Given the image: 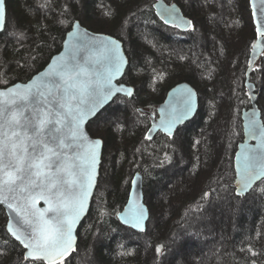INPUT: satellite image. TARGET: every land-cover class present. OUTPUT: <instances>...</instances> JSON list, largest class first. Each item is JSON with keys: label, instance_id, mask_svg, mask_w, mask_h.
<instances>
[{"label": "trees", "instance_id": "1", "mask_svg": "<svg viewBox=\"0 0 264 264\" xmlns=\"http://www.w3.org/2000/svg\"><path fill=\"white\" fill-rule=\"evenodd\" d=\"M167 1L179 3L195 21L185 36L168 33L174 27L158 18L155 0H7V27L0 33V86L27 81L43 69L62 49L74 21L80 20L94 31L123 39L130 58L124 78L137 88L132 105L118 97L89 124L90 133L105 141L100 179L108 177L110 183L102 190L98 186L79 230L78 250L61 264H264V182L247 196H238L235 187L241 113L251 106L245 85L256 39L250 0H198L191 5L188 0ZM199 36L207 42L203 49ZM259 70L253 71L252 80L264 117V72ZM182 81L198 90L200 110L179 129L189 157L188 178L169 186L168 215L173 219L199 213L209 201L221 198L230 208L226 219L223 212L214 217L215 237L186 239L180 255L167 261L165 229L143 240L147 233L143 237L123 226L118 213L137 171L143 172L151 200L153 191L165 194L166 166L173 161L177 137L159 133L149 140L151 117L141 108L156 113L167 91ZM236 83L241 100L231 111L230 129V122L218 117L217 106L232 95L228 91ZM223 124H229L228 130ZM7 221L0 206V264H42L25 259V249L8 232Z\"/></svg>", "mask_w": 264, "mask_h": 264}, {"label": "snow or ice", "instance_id": "2", "mask_svg": "<svg viewBox=\"0 0 264 264\" xmlns=\"http://www.w3.org/2000/svg\"><path fill=\"white\" fill-rule=\"evenodd\" d=\"M5 19L4 0H0V28L4 27ZM165 23L169 21L166 19ZM112 43L114 46L108 48L93 45L89 39L85 48L74 47L70 56L59 58L55 67L39 83L23 91L10 89L9 99L0 104V171H4L6 176L3 184L14 192L13 186L19 181V190L28 193L27 207L31 208L21 216L22 223L31 229V235L17 234V231L11 233L24 248L30 249L26 260L43 264L71 247L72 225L84 212L97 161L96 149L101 143L100 140L89 141L81 125L87 116L95 115L99 106L120 91L113 88L112 80L120 72L123 57L119 45L115 41ZM88 46L103 48L102 55L108 61L104 73L91 74L80 64V54L87 51ZM90 61L91 56L85 57V63ZM125 92L129 97L133 95L132 88H127ZM194 96L191 92L181 94L178 106L173 107L168 119L161 122L169 136L174 132L179 136L176 125L194 112ZM17 99L21 103L13 110L8 105H16ZM26 112L30 115H25ZM73 149L83 151H77L74 158L67 157L66 150ZM37 152L39 154L34 155ZM69 159L80 163H67ZM261 159H264V154L258 155L256 150H252V155L243 154L238 196L255 191L256 182H264V164H256ZM53 165L56 167L54 173L51 172ZM74 168L77 171H73ZM40 200L49 207L36 208ZM8 206L11 208L12 204ZM49 212L55 214L51 220L46 218ZM134 215L137 220L134 227H141L139 221L143 219V210L137 209ZM160 251L158 247L157 253Z\"/></svg>", "mask_w": 264, "mask_h": 264}, {"label": "water", "instance_id": "3", "mask_svg": "<svg viewBox=\"0 0 264 264\" xmlns=\"http://www.w3.org/2000/svg\"><path fill=\"white\" fill-rule=\"evenodd\" d=\"M4 7L6 12V19L5 25L3 28H0V33L4 32L7 27L8 21V11H7V0H4ZM154 8L158 18L167 26L177 28L182 33H188L192 31L195 27V21L184 13L182 7L177 2H168L167 0H155ZM250 8L252 11V18H253V25L256 32V39L253 43L250 56H249V64L246 71V79L245 85L248 90V94L251 100V106L249 108H244L242 110V125H243V139L238 144V148L234 158V168H235V187L236 193L239 191V185L241 181V171L243 168V154L248 153L252 155V150H256L257 154H264V117L263 111L258 103V92H257V85L252 80V73L264 55V0H250ZM168 20L169 23H165V20ZM189 21L191 22L189 24ZM86 34V37H85ZM82 37H85L83 40ZM92 41L93 45H103L104 47H113V41L119 45L120 54L123 57V64L121 65L120 72L114 75L112 80V86L114 89L119 88L120 91L114 94L108 101L104 102L101 106L97 108L95 115H89L86 117L84 123L81 125V130L85 136L88 137L89 141L100 140L101 143L96 149L97 151V161L95 164V171L92 176L91 180V187L88 188V199L84 205V212L81 214L79 220L76 221L75 224L72 225V232H71V247L63 253L62 255H55L49 261H44L45 264H61L68 260L77 250L79 245V230L86 220L87 216L89 215L90 209L92 207L93 199L95 197L96 191L99 186V180L101 175V167L103 163V154H104V146L105 141L102 137L93 136L89 131V124L92 120H94L106 107L112 104L116 98L123 96L132 99L137 91L135 85L127 83L123 81L125 74L128 70L130 65V58L128 53L125 49L124 41L110 33L105 32H98L94 31L87 26H85L80 20H75L72 24L71 28L66 33L65 39L63 41L62 49L54 54L48 64L41 69L39 72L35 73L30 79L27 81H17L13 84L8 86H0V93H3L0 96V104L7 101L9 99L8 92L9 90H17L23 91L25 88L29 87L30 85L39 83L41 78L44 75L51 71L52 68L55 67L57 61L61 57H69L71 52L73 51L74 47L85 48L88 44V40ZM103 48L101 47H92L88 46V50L82 52L79 57V62L84 67H86L91 74L95 73H104L105 69L108 67V61L102 55ZM91 56L92 61L85 63V57ZM95 79V76H92ZM59 79V78H57ZM19 86V88H17ZM127 88L133 89V95L131 97L126 95L125 90ZM194 93V100H195V110L194 112L188 117V119L184 120L182 123L176 125V129H180L183 125H186L190 121H192L198 114L200 110V95L196 87L188 82L182 81L174 86H172L167 94L166 98L160 105L157 107V113H153L150 110H146L141 108V110L151 116V125L147 131V138L152 140L156 137V135L161 132L167 136H169L164 128L161 125L163 120L168 119L169 113L172 111L173 107L178 106V98L181 94L186 93ZM21 102L17 99L16 105H8L13 110L18 108V105ZM25 115H30V113L26 112ZM31 134V132H29ZM175 132L172 136L174 137ZM51 147H55V145H51ZM31 152V149H29ZM67 157L74 158L77 151H83L82 149H73V150H66ZM39 152L35 153L34 155H38ZM80 163L79 161H74L69 159L67 163ZM257 165L264 164V159L257 160ZM34 171V170H32ZM56 167L53 165L51 168V172H55ZM73 171H77V169H73ZM63 175V174H62ZM68 179L67 176L64 177ZM6 179L5 172L0 171V206H2L6 212L8 217L7 221V230L12 236V231H17V234H27L31 235V229L25 226L22 223L21 216L24 212L31 211L30 207H27L28 200L27 192H21L20 182H17V185L13 186L15 189L14 192H10L8 190V186L3 184V181ZM261 182H256L254 187L256 188L258 184ZM76 189H73L75 191ZM38 191V189L36 190ZM252 190L248 191L242 196H247ZM35 192H33V195ZM9 203L12 204V207L9 208ZM38 209H47L49 205L45 203L43 200H40L36 205ZM137 209L143 210V219L139 221L141 227H134L137 223L135 219V213ZM20 212L21 215H17ZM54 213H47L46 218L51 220L54 216ZM151 208L146 202V192L144 186V175L142 171H137L134 173L132 180L130 191L128 195V200L124 206V208L118 213V219L120 223L137 233H145L149 228V224L151 221ZM14 239L15 237L12 236ZM16 240V239H15ZM20 243V241L16 240ZM21 244V243H20ZM22 245V244H21ZM23 246V245H22ZM24 248V246H23ZM25 249V257L28 256L30 249ZM31 260V259H28Z\"/></svg>", "mask_w": 264, "mask_h": 264}, {"label": "rangeland", "instance_id": "4", "mask_svg": "<svg viewBox=\"0 0 264 264\" xmlns=\"http://www.w3.org/2000/svg\"><path fill=\"white\" fill-rule=\"evenodd\" d=\"M194 1L198 0H188L189 5L193 3ZM169 34H176L179 36H185L186 34L179 31L177 28H171L168 30ZM200 35V33H199ZM201 36V35H200ZM199 36V40H201V46L202 49L205 47L204 45L207 44L206 39L203 40L202 37ZM122 39V38H121ZM123 40V39H122ZM264 56V55H263ZM260 59L258 64L256 65L255 69H260L259 74H263L264 72V58ZM254 69V71H255ZM127 73V72H126ZM253 74V73H252ZM126 75V74H125ZM246 76V75H245ZM123 81H125V78H123ZM127 82V81H125ZM128 83V82H127ZM131 84V83H130ZM137 92V91H136ZM232 95L229 97H225L221 103L217 106V115L220 118L221 122H230V129L234 128L232 123V113L231 111H235L237 109L239 102H240V94H239V88L237 83L234 84L232 87H230V91L228 93H231ZM199 93V92H198ZM136 95V93H135ZM134 95V96H135ZM206 97V95H205ZM120 101L126 104H131L130 98L128 97H119ZM133 99V98H132ZM203 102H205L206 98L203 97ZM132 105V104H131ZM227 110L228 112L224 115L221 114V111ZM135 114V113H134ZM198 115V114H197ZM242 115V113H241ZM136 118H138V115H136ZM242 120V118H241ZM100 128L103 129L105 125L107 124L106 120L101 121ZM229 124H223V128L225 130H228ZM219 126V125H218ZM181 131V130H180ZM217 133H220V131H217ZM176 136V135H175ZM221 136L224 137V134L221 133ZM177 139H175V145L176 151H174L173 161L170 162V165L166 166V186L167 189L164 190L165 194L159 195L160 193L157 191H153L154 197L153 200L150 198V194L148 195L146 193V202L151 208V221L149 224V228L147 232L142 233L143 237H146L143 240H146L148 237H150V234H157V232L160 229H165V236H166V260L175 256H179V251H181V245L185 243L186 239L192 240L193 238H198L199 240H204L205 237L213 236L215 237L216 229H215V216L220 215V212H223L224 217L226 219V216L229 212L230 206L227 205V202L224 198H221L220 200H212L207 203V208L203 210L202 212L193 214H188L185 217H178L170 219L168 206L171 203L170 197H169V186L173 187L175 185H178V183H181V181H184L187 179V167L189 164V157L186 155V151L182 148L180 139L181 137L176 136ZM226 138V137H225ZM223 148V147H221ZM134 175V174H133ZM132 180V179H131ZM110 181L109 178L102 177L100 179L99 183V190H102L104 186L109 185ZM183 186V184H182ZM146 192V191H145ZM224 199V200H223ZM166 203V210H163V207ZM217 204V205H216ZM215 217V219H214ZM199 248V247H198ZM183 264V263H181Z\"/></svg>", "mask_w": 264, "mask_h": 264}, {"label": "flooded vegetation", "instance_id": "5", "mask_svg": "<svg viewBox=\"0 0 264 264\" xmlns=\"http://www.w3.org/2000/svg\"><path fill=\"white\" fill-rule=\"evenodd\" d=\"M188 33H189V32H188ZM184 34H187V33H184ZM167 92H168V91H167ZM165 98H166V96H165ZM163 101H164V100H163ZM152 112H153V111H152ZM153 113H155V112H153ZM156 113H157V111H156ZM150 117H151V116H150ZM150 125H151V124H150ZM149 127H150V126H149ZM159 133H161V132H159ZM159 133H158V134H159ZM158 134H157V135H158ZM146 135H147V134H146ZM157 135H156V136H157ZM175 135H176V134H175ZM168 137H169V136H168ZM174 137H175V136H174ZM172 138H173V137H172Z\"/></svg>", "mask_w": 264, "mask_h": 264}]
</instances>
